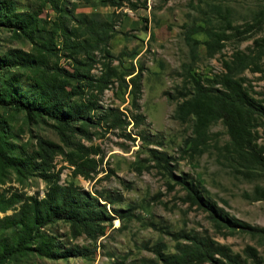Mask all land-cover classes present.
Instances as JSON below:
<instances>
[{
    "label": "rangeland",
    "instance_id": "rangeland-1",
    "mask_svg": "<svg viewBox=\"0 0 264 264\" xmlns=\"http://www.w3.org/2000/svg\"><path fill=\"white\" fill-rule=\"evenodd\" d=\"M62 1L68 14H83L111 24L112 33L105 46L109 55L95 50L89 73L97 77L108 65L116 79L101 93L87 89L83 100L88 97L95 103L94 123L86 136L73 134V139L87 149L86 157L93 160L94 170L86 177L74 174L75 166L63 154H57L50 171L58 174L59 184L72 183L98 197L111 220L95 240L82 234L70 237L62 221L41 228L64 247L77 245L91 250L86 259L45 258L29 251L7 264H160L151 246L160 243L163 252L171 253L172 234L184 232L205 234L247 262L250 257L246 247H251L264 261V200L251 198L253 185L261 184L260 179L234 171L223 157L228 135L219 120L208 125L204 143L190 152V139L195 137L192 122L174 120L176 101L167 98V94H175L185 76L205 83L223 72L222 62L231 60L235 52L256 55L254 40L261 43L264 28L250 32L243 29L264 0H124L114 6L103 0ZM36 5L34 0H18L17 9H35ZM55 17L48 5L40 7L38 18L46 28L53 25ZM211 33L215 34L214 40L217 34L222 38L221 47L215 51H208L204 44L210 41ZM54 42L56 66L72 70L71 60L58 50L56 36ZM7 48L27 51L30 44L0 26V54ZM259 49V69H251L249 64L239 76L248 93L264 104V47ZM130 70L139 75L135 111L128 94ZM106 108L116 110V120L101 118L99 111ZM132 114L140 115L138 122ZM0 119L9 142L18 147L34 148L39 136L59 144L63 152L68 150L50 126L27 122L22 112L0 107ZM256 136L257 144L264 146V126L257 128ZM149 149L166 155L170 177L149 157ZM180 173L198 180L207 196L228 215L262 231L236 228L227 233L213 228L207 213L186 201L185 191L174 183L173 176ZM45 189L38 175L18 178L10 169L0 171V197L4 199L14 194L41 198ZM16 207L17 204L12 206ZM11 211H0V218Z\"/></svg>",
    "mask_w": 264,
    "mask_h": 264
},
{
    "label": "trees",
    "instance_id": "trees-1",
    "mask_svg": "<svg viewBox=\"0 0 264 264\" xmlns=\"http://www.w3.org/2000/svg\"><path fill=\"white\" fill-rule=\"evenodd\" d=\"M34 1L37 2L35 9L19 11L18 0H0V26L30 44L27 51L7 48L0 54V107L22 112L27 122L50 126L68 150L63 152L59 144L39 136L34 148L27 150L23 145L18 147L9 142L6 127L0 119V171L10 169L18 178L38 175L46 184L41 198L16 194L8 200L0 197V211L12 210L0 218V264H7L29 251L45 258L79 256L86 259L91 250L77 245L64 247L41 228L62 221L67 224L70 237L82 234L87 239L95 240L104 233L105 224L111 220L104 202H100L98 197L72 183L59 184L58 174L50 170L57 154H63L75 166L74 174L86 177L94 170L93 160L86 157L87 149L73 139V134L86 136L88 127L94 123L92 111L97 109L95 103L88 97L83 100L87 89L101 93L112 79H116L114 70L108 65L97 77L89 73L95 50L109 55L105 46L112 26L83 14H68L62 0ZM103 1L114 6L124 0ZM44 5H48L56 15L53 25L48 28L38 18L40 7ZM262 28L264 4L256 10L243 32ZM212 35L215 34L211 33L210 41H204L208 51L221 47V35L217 34L216 40ZM55 36L59 39L58 50L65 52L66 58L71 60L72 70L56 66L53 60L57 51ZM260 40L261 43L254 40L257 49L255 56L235 52L231 60L222 62V73L207 79L205 83L192 81L185 76L175 94H167L168 99L176 101L172 118L180 123L187 120L192 122L195 137L190 139V152H195L204 143L205 130L210 123L219 120L223 124L228 135V141L223 146V157L234 171L261 181V184L253 185V200H264V146L256 142L257 128L264 126V104L248 93L239 74L249 64L251 69H259L257 58L262 52L259 48L264 47V39ZM127 75H131L128 94L130 106L135 111L138 108L139 75L133 70L128 71ZM187 82L189 86H186ZM22 84H25L24 88H21ZM115 111L106 108L99 113L102 119L116 120ZM131 117L135 122L140 119L139 114H132ZM148 152L156 165L170 177L166 155L155 149ZM173 177L174 183L185 191L186 201L205 211L213 228L225 229L227 233H233L236 228L262 231L228 215L207 196L198 180L186 173ZM14 204H17L16 208H12ZM172 237L173 252H163L160 243L150 248L160 264H264L251 247H246L250 257L247 262L205 234L184 232L174 233Z\"/></svg>",
    "mask_w": 264,
    "mask_h": 264
}]
</instances>
